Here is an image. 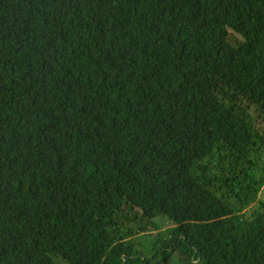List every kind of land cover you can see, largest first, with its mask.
I'll return each instance as SVG.
<instances>
[{"label": "trees", "instance_id": "trees-1", "mask_svg": "<svg viewBox=\"0 0 264 264\" xmlns=\"http://www.w3.org/2000/svg\"><path fill=\"white\" fill-rule=\"evenodd\" d=\"M263 140L264 0H0V264H264Z\"/></svg>", "mask_w": 264, "mask_h": 264}, {"label": "rangeland", "instance_id": "rangeland-1", "mask_svg": "<svg viewBox=\"0 0 264 264\" xmlns=\"http://www.w3.org/2000/svg\"><path fill=\"white\" fill-rule=\"evenodd\" d=\"M229 41L234 45H238V44L243 42V38L239 34L234 32L233 30H230ZM261 146H264V140H263V142L261 141ZM261 158H262V160H260V163L262 164L264 162V152L262 153ZM261 205H264V185L262 186V188L259 191L258 200L246 211V214H250L254 209H258L259 206H261ZM157 223L162 226V229H168V228L174 227L173 223L168 221L164 217L158 218ZM145 236L148 237V236H152V235H145ZM145 236H140V237L138 236V237L133 239V243L138 244L139 249L141 248L142 243H144V242L148 243L149 239H147V238H145L142 242V238ZM149 238H150V246H148V247L150 248L149 251H151L152 250L151 240L153 239V237H149ZM17 260L16 259L13 260V262H11L10 264H14ZM57 264H60V263L57 262Z\"/></svg>", "mask_w": 264, "mask_h": 264}]
</instances>
